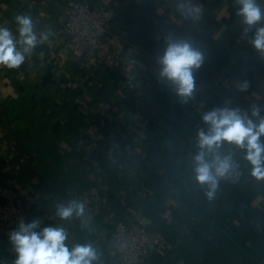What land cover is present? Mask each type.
Segmentation results:
<instances>
[{"label":"crops","instance_id":"0c3cea01","mask_svg":"<svg viewBox=\"0 0 264 264\" xmlns=\"http://www.w3.org/2000/svg\"><path fill=\"white\" fill-rule=\"evenodd\" d=\"M81 1L114 10L106 42L120 66L95 60L87 44L61 35L67 0H0V26L17 38L15 17L20 14L32 17L38 33H49L19 68L0 66V202L14 192L17 201L28 206L27 222L39 218L44 227L61 223L55 215L58 203L82 201L85 223L63 222L68 243L93 244L101 253V264H121L112 247L115 221L132 223L141 216L169 240L166 246L151 249L148 264H264V233L259 228L247 234L250 225L243 215L247 198L254 209L264 210V179L250 175L239 150H233L239 174L221 180L208 202L212 217L197 212L191 203L201 188L192 172L197 130L191 123L175 127L170 113L155 122L127 107H116L135 143L129 163L106 169L93 157L102 136L96 117L129 93L149 98L152 85L145 78L149 73L157 76L159 68L129 37V26L145 0ZM162 2L160 11L169 22L213 16L218 22L213 35L224 44L252 36L244 34L236 0ZM257 3L264 9V0ZM220 89L214 76L197 87L191 100L197 120L202 121V107ZM246 95L264 101V75ZM170 149L187 153L179 160L169 154ZM173 162L177 165L170 177L171 192L146 181L151 170L164 172ZM13 259L8 238L0 234V262L11 264Z\"/></svg>","mask_w":264,"mask_h":264},{"label":"clouds","instance_id":"9594fccd","mask_svg":"<svg viewBox=\"0 0 264 264\" xmlns=\"http://www.w3.org/2000/svg\"><path fill=\"white\" fill-rule=\"evenodd\" d=\"M244 34L250 32L249 43L264 57V9L257 0H236ZM183 9V6H180ZM17 36L7 27L0 26V66L19 68L33 51L49 39V33L37 32L30 15L15 17ZM205 62V54L190 40L165 38V48L157 55V81L167 86L182 104L196 98L194 73ZM247 80L236 87L240 92L249 88ZM264 108L252 104L248 109L225 104L202 114L205 127L195 138L197 151L192 157V172L196 183L205 188V195L213 199L221 180L238 175L239 164L233 150L243 153L250 166V175L264 179ZM228 146L227 152L223 151ZM86 205L79 200L58 203L55 215L61 223L41 227V220L26 222L23 218L8 234L14 253L11 264H101V253L91 243L70 245L69 232L63 222L80 219L84 224ZM2 264V262H0Z\"/></svg>","mask_w":264,"mask_h":264},{"label":"trees","instance_id":"16d2710c","mask_svg":"<svg viewBox=\"0 0 264 264\" xmlns=\"http://www.w3.org/2000/svg\"><path fill=\"white\" fill-rule=\"evenodd\" d=\"M162 4V0H145L129 26V37L143 53H148L154 58V64L158 68L157 55L163 52L165 38L168 36L190 40L205 54L204 64L194 73L196 85L199 87L205 78L214 76L221 89L214 99L209 100L202 107V114L214 107H222L226 103L231 107L242 109H248L252 104L264 108V101H257L252 96L246 95L247 92L255 89L259 78L264 75V61L249 43L250 38L230 45L224 44L213 35L218 23L213 16L204 14L198 20L187 17L180 21L169 22L160 11ZM251 34L250 32L248 36L250 37ZM145 80L152 85L149 98L129 93L122 101L112 103L105 113L96 117V125L102 136L93 151V157L106 169L113 164L129 163L130 153L135 146L134 141L126 134L127 124L120 119L119 110L116 107H127L155 122H158L166 113H170L175 127H180L183 122H187L191 123L197 132L205 127L202 121L197 120L192 114V101L187 104L180 103L167 86L157 81V76L154 74L149 73ZM244 80H247L250 86L246 92H240L236 85ZM196 151L194 143L193 155ZM186 153L180 149L169 150V154L179 160L183 159ZM176 165L177 162H173L164 172L151 170L146 181L166 193L171 192L174 181L170 177ZM195 197V200L191 202L194 210L212 217V212L207 208L209 199L205 195V188H197ZM245 200L246 207L243 209V215L250 225L247 234H253L259 228L264 233V210L250 206V198Z\"/></svg>","mask_w":264,"mask_h":264},{"label":"built area","instance_id":"2783aa9c","mask_svg":"<svg viewBox=\"0 0 264 264\" xmlns=\"http://www.w3.org/2000/svg\"><path fill=\"white\" fill-rule=\"evenodd\" d=\"M114 16V10L108 6L95 7L89 2L67 0L60 33L87 44L95 60L117 67L121 61L106 42ZM28 217V206L20 204L14 192H8L0 202V234L8 238L18 221L23 218L27 222ZM168 241L162 231L149 227L145 216L132 223L122 218L115 221L112 247L121 264H148L151 249L164 247Z\"/></svg>","mask_w":264,"mask_h":264}]
</instances>
